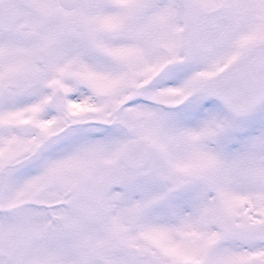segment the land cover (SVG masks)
I'll list each match as a JSON object with an SVG mask.
<instances>
[{
	"label": "snow or ice",
	"instance_id": "1",
	"mask_svg": "<svg viewBox=\"0 0 264 264\" xmlns=\"http://www.w3.org/2000/svg\"><path fill=\"white\" fill-rule=\"evenodd\" d=\"M0 264H264V0H0Z\"/></svg>",
	"mask_w": 264,
	"mask_h": 264
}]
</instances>
